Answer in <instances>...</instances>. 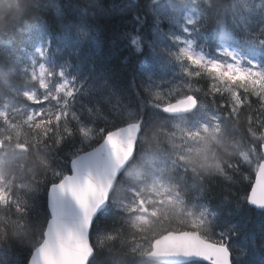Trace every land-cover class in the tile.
I'll return each mask as SVG.
<instances>
[{
  "label": "snow or ice",
  "instance_id": "6c2138e0",
  "mask_svg": "<svg viewBox=\"0 0 264 264\" xmlns=\"http://www.w3.org/2000/svg\"><path fill=\"white\" fill-rule=\"evenodd\" d=\"M56 6L0 0V264H264V143L240 147L264 141V0H88L65 37L98 40L89 17L127 23L120 67L84 76L71 71L79 42L54 45L40 16ZM213 22L215 51L197 39ZM18 36L37 39L30 67ZM21 156L32 166H14ZM180 216L193 230L172 227Z\"/></svg>",
  "mask_w": 264,
  "mask_h": 264
},
{
  "label": "trees",
  "instance_id": "16d2710c",
  "mask_svg": "<svg viewBox=\"0 0 264 264\" xmlns=\"http://www.w3.org/2000/svg\"><path fill=\"white\" fill-rule=\"evenodd\" d=\"M73 4H77L80 7H67L69 4V0H56V7L47 10L46 12L40 13L41 18L45 21L46 25L50 33L53 36V44L55 45L57 41H59V35L62 31L63 24L72 23L77 24L80 22V18L83 15L82 9L87 5L85 0H71ZM100 4L105 8L111 6L112 2L120 3L122 0H99ZM223 3L229 4L231 0H222ZM64 17V20L61 21V17ZM127 21L121 18V14L119 13H111L108 15H100L97 17H89L88 22L85 25L86 30L92 33H99L98 40H92L90 38L81 39L79 35L75 33V31L71 32V39L73 42H79L80 54L79 56L73 55L71 57V71L73 74H80L82 76L89 74V69L93 64L98 69H116L120 67L119 61V53L116 51L117 44L114 41V37L119 34L120 31L124 29ZM215 22L208 25L207 28L203 30L197 36L199 43L204 44L208 49L214 51L216 41L214 39L215 31ZM36 38L32 40H28L26 37H17V47L23 49L19 54L21 58L24 60L26 64H29L30 67V59L34 55V45L36 43ZM120 51L124 50L123 45H119ZM69 53L65 51L62 54H58L56 56V64L60 65L65 62L68 58ZM23 67V65H21ZM57 70H59L57 68ZM123 71V69H121ZM93 80L89 81L88 88L92 89V97L93 99L97 98V91L95 89V76L96 73H92ZM5 97L2 92H0V105H2ZM87 103L88 100L86 99ZM115 102V100H113ZM137 99L135 93L131 90H124L122 93L121 103L128 108H134L137 104ZM247 116V112L242 113V119ZM264 132V129H261L256 132L257 136H260L261 133ZM235 139H240V134L235 136ZM158 146L161 150L171 151L168 147V144L165 141L164 135L161 134L157 140ZM260 141H252L250 139H246L241 144V149L244 148L245 145H254L259 151ZM14 166L19 168H27L31 167L32 163L21 156L19 159L14 161ZM242 171L249 179L244 180V185H248L252 183L253 171L249 169L247 166L242 168ZM250 190V189H249ZM235 191V190H234ZM240 195H244L243 192H240ZM249 218V232H257L259 231L260 226V215L257 210L254 209H245L244 212L241 213ZM14 219V217H13ZM185 217H174L172 219V227L176 230H180L183 227V230H193L191 228V222L188 221L187 226H183L180 221L184 220ZM167 226V225H166ZM17 251H20L19 249ZM21 255L23 253L21 252ZM204 264V263H200Z\"/></svg>",
  "mask_w": 264,
  "mask_h": 264
},
{
  "label": "rangeland",
  "instance_id": "374dc122",
  "mask_svg": "<svg viewBox=\"0 0 264 264\" xmlns=\"http://www.w3.org/2000/svg\"><path fill=\"white\" fill-rule=\"evenodd\" d=\"M235 2H237V3H243L244 2V0H235ZM257 2H258V0H257ZM85 3H88V0H85ZM113 3V2H112ZM180 23L182 24L183 23V21L181 20L180 21ZM165 25H168L167 27H165V30L167 31L168 30V28H170V27H174V29L179 33V31H180V28H179V26L178 25H174L173 24V21L172 20H167V21H165ZM68 36H66V37H68V40L71 42V39H70V33H68L67 34ZM65 36L62 38L63 40L66 38ZM67 39V38H66ZM36 68H37V71H38V64H37V66H36ZM166 88L167 87H170V86H165ZM4 102H5V99H4ZM177 135H179L178 133H177ZM165 139H166V141H167V143L169 144V142H168V138L165 136ZM176 142H178V140L176 141ZM169 146L171 147V144H169ZM172 149V148H171ZM232 150V149H231ZM255 163H256V161L254 160L253 161V165L255 166Z\"/></svg>",
  "mask_w": 264,
  "mask_h": 264
},
{
  "label": "water",
  "instance_id": "95a60500",
  "mask_svg": "<svg viewBox=\"0 0 264 264\" xmlns=\"http://www.w3.org/2000/svg\"><path fill=\"white\" fill-rule=\"evenodd\" d=\"M256 179V178H255ZM193 259H197V258H193Z\"/></svg>",
  "mask_w": 264,
  "mask_h": 264
}]
</instances>
